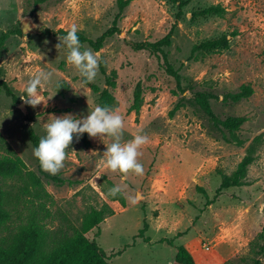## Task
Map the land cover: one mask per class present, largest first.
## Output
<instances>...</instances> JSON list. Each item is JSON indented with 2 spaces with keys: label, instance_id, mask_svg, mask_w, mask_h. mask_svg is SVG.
<instances>
[{
  "label": "rangeland",
  "instance_id": "obj_1",
  "mask_svg": "<svg viewBox=\"0 0 264 264\" xmlns=\"http://www.w3.org/2000/svg\"><path fill=\"white\" fill-rule=\"evenodd\" d=\"M34 1L0 0V35L20 29L25 19L36 28L34 33L10 35L0 48V82L15 96L13 101L0 86V135L51 196L45 203L49 217L43 220L50 237L68 232L70 226L79 227L92 209L106 205L112 213L88 235L107 254L130 242L146 219L151 240L171 239L186 231L175 244L184 246L195 264H253L255 260L264 264V0H192L181 8L168 0H130L120 14L119 31L99 51L81 44L82 51L97 54L98 64L102 60L106 75H116L113 109L123 117L122 142L137 133L148 137L138 157L143 174L130 171L126 176L104 163V152L112 142L108 136L88 135V146L73 139L56 174L38 168L28 129L41 138L53 117L69 113L86 117L98 100L91 86L106 88L99 70L92 82L82 83L78 70L67 61L62 39L43 32L68 31L75 23L78 32L95 40L112 26L118 9L117 0H49L36 6ZM209 6L223 8L222 17L193 16ZM168 33L171 44L163 53L180 76L181 92L165 71L162 54L133 48L159 41ZM222 35L229 40L228 50L191 53L193 46ZM41 70L51 72L52 78L38 90L42 101L33 107L23 100L25 88ZM62 85L66 87L60 89ZM244 85L251 87L250 97L237 103L223 101L224 95ZM137 87L142 101L136 111ZM195 92L216 97L210 105L218 119H246L234 133L240 145L195 104ZM249 150L254 161L245 185L223 190L205 206L222 178L235 171ZM20 184L0 179V188L12 195L18 194ZM115 186L122 191L110 195ZM10 207L11 230L38 205L30 195H21ZM109 264L177 263L171 248L138 243L123 256L109 259Z\"/></svg>",
  "mask_w": 264,
  "mask_h": 264
},
{
  "label": "trees",
  "instance_id": "obj_2",
  "mask_svg": "<svg viewBox=\"0 0 264 264\" xmlns=\"http://www.w3.org/2000/svg\"><path fill=\"white\" fill-rule=\"evenodd\" d=\"M49 0H35L34 5H40ZM170 3L177 5L179 8L186 5L192 0H168ZM130 0H117L118 15L112 22V26L105 31L102 35L95 40H91L78 32L80 44H88L95 51H99L106 39L112 37L119 30L117 23L120 14L129 5ZM224 9L220 6H209L200 10L196 17H222ZM68 31L59 29L57 31L45 30L43 34L47 36L58 37L62 39L67 35ZM13 34H21V29L9 30L0 35V48L3 46L5 40ZM232 35H236L234 32ZM171 33H168L163 39L154 43H138L133 47L138 51H148L153 54H162L165 71L173 77L176 90L181 92L180 76L168 63L166 55L163 53V48L170 46ZM230 46L229 40L226 35L218 38L202 41L201 43L193 46L191 53L204 52V53H217L228 50ZM264 56V49L262 51ZM99 72L105 76L106 88L99 90L96 86L92 85L93 92L98 93L97 106H108L114 108L116 100L113 96L115 89V73L111 72L106 75L105 67L102 60L98 64ZM6 96L15 101V96L5 82H0ZM66 87L62 85L60 89ZM176 93V92H175ZM252 89L248 85L241 86L236 93H228L223 96L224 102L237 103L243 99L251 96ZM142 92L140 88H136L134 92V109H139ZM216 97L207 92H195L193 100L195 104L205 113L209 120L217 127L227 131L228 134L235 139L237 144H241L237 138H234V133L240 129L242 124L246 121L244 117H227L223 120L218 119L211 108L210 101ZM178 107V106H177ZM175 107V110L177 109ZM28 138L34 149L40 138L37 137L31 128L28 129ZM73 139H76L74 136ZM83 146L90 144L87 133H84L79 139ZM0 179L4 181H20L21 184L17 186L18 194L12 195L10 192L0 188V264H109V259L121 257L126 251L136 246L138 243H144L149 246L164 245L174 251V262L177 264H195V260L190 252L182 245L175 244V241L182 238L185 232L175 234L171 239L160 238L151 240L147 235L149 225L146 219H143L141 229L132 238L130 242L121 245L115 252L107 254L105 250L100 248L96 241L90 239L89 233L93 230H98L100 224L104 220L106 214H111L112 211L105 205L100 210L92 209L87 215L84 216L82 223L79 227L70 226L68 232H60L53 238L50 237L49 231L43 222L44 219L49 217V213L45 208L46 201H51V196L45 191L42 183L38 177L30 171H26V165L22 159L10 148L5 139L0 135ZM252 150H249L247 155L237 165L235 171L229 177H223L222 181L216 190L215 196L211 201H207L206 205H210L214 200L220 196L223 190L241 187L245 185V177L248 167L253 163L254 157ZM38 168L41 165L36 158ZM57 183H62L57 178H52ZM201 193L202 190H199ZM21 195H30L33 199L37 200V211H30L26 220L16 226L14 229L9 228L10 212L14 201H18ZM14 200V201H13ZM32 203V200H31ZM10 208V209H9ZM263 238V235H260ZM228 264V263H225ZM253 264H259L255 260Z\"/></svg>",
  "mask_w": 264,
  "mask_h": 264
},
{
  "label": "clouds",
  "instance_id": "obj_3",
  "mask_svg": "<svg viewBox=\"0 0 264 264\" xmlns=\"http://www.w3.org/2000/svg\"><path fill=\"white\" fill-rule=\"evenodd\" d=\"M78 31V25L72 24L62 42L68 49L67 61L78 70L82 83H89L97 75L98 57L89 49L81 50ZM51 78L52 73L49 71L36 72L27 82L24 102L33 107L38 105L42 101L38 90L45 87ZM123 129L122 115L118 114L117 109L108 106H96L82 118L70 113L53 117L51 122L47 123L46 134L40 138L38 145L33 149V154L43 170L56 174L64 166L66 149L74 136L76 139L84 133L90 137L108 136L112 142L107 145L104 152L106 167L124 176L130 171L138 175L143 174V165L138 161V157L141 155L140 148L148 142V137L137 133L131 140L122 142ZM121 191L119 186L109 189L110 195L113 196ZM132 202L136 203V198H133Z\"/></svg>",
  "mask_w": 264,
  "mask_h": 264
},
{
  "label": "water",
  "instance_id": "obj_4",
  "mask_svg": "<svg viewBox=\"0 0 264 264\" xmlns=\"http://www.w3.org/2000/svg\"><path fill=\"white\" fill-rule=\"evenodd\" d=\"M27 23V25H25ZM20 29L23 34H29L36 32V28H34L32 22L28 19L22 20L20 22Z\"/></svg>",
  "mask_w": 264,
  "mask_h": 264
}]
</instances>
